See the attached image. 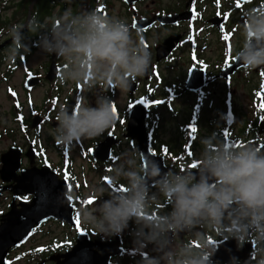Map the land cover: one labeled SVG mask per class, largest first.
<instances>
[{"label": "flooded vegetation", "instance_id": "flooded-vegetation-1", "mask_svg": "<svg viewBox=\"0 0 264 264\" xmlns=\"http://www.w3.org/2000/svg\"><path fill=\"white\" fill-rule=\"evenodd\" d=\"M252 1L219 0L217 3V0H118L121 19L128 24L134 36H139L146 43L152 53L147 77L134 79L138 85L137 96L125 102L122 107L114 98L117 89L100 93V86L89 91L82 83L63 81L60 78L63 61L57 56L54 60L56 68L52 69L50 78L47 73L53 62L51 54L39 70H31L28 59L38 49L40 36L48 33V27L44 26H51L53 15L43 16L41 28L36 32H30L27 28L25 44L30 51L24 56V61L29 70L24 80L34 77L37 82L30 88L22 87L25 94L23 106L12 104L14 125L21 133V143L15 140L13 130L10 133L12 143L8 148L17 146L21 150L16 175L24 170L41 171L44 185L40 193L50 199L51 204L46 208L54 216L36 225L24 243L10 248L5 256V264H140L142 256L134 250V233L138 226L133 220L129 221L128 227L121 234L104 237L82 223L79 209L99 202L91 189L101 182L113 191L126 190L123 183L118 187L109 183V174L125 152L136 149L143 157L139 143L126 135L125 128L129 107L143 101L138 99L140 91L152 80L163 91L168 89L170 92L167 97L159 99L162 103L153 104V109H165V116L161 119L165 120L168 115L176 124L171 132L161 133L158 126L159 112L153 113V116L148 112L147 145L151 153L148 159L157 162L162 171H184L190 168L195 172L199 164L196 156L201 147L199 137L213 132L236 147L251 143L264 150V66L255 69L237 67L221 75L233 63L235 48L242 43L240 29ZM237 2L239 8L236 7ZM175 14H182L183 19L166 24L156 21L141 30L132 27L137 19ZM177 36L179 40L176 42ZM225 36L228 38L225 39ZM167 38H172L174 42L171 53L155 61V47ZM161 66V72L167 75L166 79L158 76L157 70H154ZM190 74L189 83L199 84L196 89H185ZM145 87L148 88L147 85ZM37 91H40L39 100L34 94ZM99 94L109 96L116 108L115 120L110 128L94 139L75 142L70 146L58 142L54 138L58 107L67 105L70 109L78 108L82 96H87L90 105L95 106ZM187 96L193 97V102L186 117L187 112L183 109L186 103L180 110L177 104L183 103ZM21 110H25L24 115ZM192 127L196 128V132H192ZM2 136L0 132V143ZM106 139L110 142L103 144ZM100 146L98 157L96 149ZM193 164L196 166L192 167ZM6 185L9 189L0 195V217L10 210H20L33 199L31 193L19 194L16 191L15 180ZM25 196L27 200L23 199ZM103 198L108 197L105 195ZM89 200L93 202L89 204ZM170 208L171 205L161 197L153 207L152 214L167 212ZM52 226L57 230L53 231ZM196 231L203 232L205 244L216 249L212 256L214 264H229L233 256L238 257L241 264L248 259L251 264H255V240L238 247L237 241L222 236L219 228L198 226ZM35 236L48 238L42 243L39 239L34 240ZM31 239V245L24 248ZM209 239L213 243H209ZM176 241L189 243L193 247H199L201 243L187 232L179 233ZM23 248L24 251H20ZM18 251L16 257L21 261L13 259ZM144 251L148 255H158L151 244Z\"/></svg>", "mask_w": 264, "mask_h": 264}, {"label": "clouds", "instance_id": "clouds-1", "mask_svg": "<svg viewBox=\"0 0 264 264\" xmlns=\"http://www.w3.org/2000/svg\"><path fill=\"white\" fill-rule=\"evenodd\" d=\"M24 27L10 29L13 57L30 51L22 43ZM27 28L36 32L41 26L30 21ZM240 34L243 39L235 48L236 60L246 69L264 66V9L245 12ZM38 44L63 61V81L82 83L89 91L100 86V93L110 89L126 92L152 64L151 51L124 20L94 9L76 13L65 9ZM55 119L54 138L61 144L94 139L113 124V102L99 94L92 106L82 96L78 108L59 106ZM199 144L195 172L190 168L162 172L157 162L141 157L139 150L125 152L109 175L112 185L123 183L126 190L113 191L103 182L95 185L91 192L99 202L79 209L82 223L112 237L133 220L138 226L134 250L142 256L140 264H214L216 249L205 244L203 232L196 231L198 226L219 228L238 247L255 240V264H264V150L251 143L236 147L215 132L200 136ZM161 197L171 205L170 210L152 214ZM181 232L200 240V246L177 242ZM149 244L158 255L145 253ZM229 264L241 262L233 256ZM243 264H251L250 259Z\"/></svg>", "mask_w": 264, "mask_h": 264}, {"label": "water", "instance_id": "water-1", "mask_svg": "<svg viewBox=\"0 0 264 264\" xmlns=\"http://www.w3.org/2000/svg\"><path fill=\"white\" fill-rule=\"evenodd\" d=\"M170 22L177 21L180 16L168 17ZM152 21H148L145 25L150 24ZM9 40L0 44V48L3 47ZM172 44L170 41L166 42L165 49L162 53L164 55L168 53ZM55 54L53 53V56ZM163 55V56H164ZM236 66H240V62L236 60ZM232 68V67H231ZM190 82V81H189ZM193 89L199 84L197 82H191L187 84V87ZM30 85L29 80L26 81V86ZM132 92V86L130 88ZM145 110L141 104L135 105L129 111V118L127 123V134L131 137H136L140 142L142 150L145 152L143 155H148V149L146 147V130L144 126ZM106 143H109L106 142ZM99 150L96 149L98 154ZM99 157V154H98ZM2 167L0 169V178L2 181H9L11 179L16 180V191L18 193H31L33 199L28 205H23L18 211H10L4 215L0 223V264H4V258L8 249L12 246L18 245L26 239L34 225H38L47 217L54 216V213L50 211L48 207L51 204L49 198H45L41 195V187L44 185L41 179V171L30 172L24 171L21 176L16 177L15 170L19 164V150L16 148H10L7 152L1 155ZM8 188V186H4ZM4 187H1L3 189Z\"/></svg>", "mask_w": 264, "mask_h": 264}, {"label": "rangeland", "instance_id": "rangeland-1", "mask_svg": "<svg viewBox=\"0 0 264 264\" xmlns=\"http://www.w3.org/2000/svg\"><path fill=\"white\" fill-rule=\"evenodd\" d=\"M60 1H65V0H60ZM72 1V0H68ZM108 4V14L109 16H114L116 18L121 19V12H120V4L118 3V0H106ZM250 9H255L257 11L264 9V0H253L251 2V7ZM59 7H55L52 10V15H55L58 13ZM106 12V11H105ZM238 42L235 41V45H237ZM227 52V50H225ZM4 53L6 54V60L3 62V64H0V132L3 133L2 140L0 143V153L5 151L8 146L12 143V138L10 137V133L15 130V140H17L18 143H21V133L17 131L16 125H14L15 121L13 119V110H12V104L15 103L19 106H23L25 103V94L24 90L22 89L23 85V79L25 77V74L29 70V67L26 65L25 61H18L15 70L10 73L6 74V66L11 63L12 60V54H11V49L7 48L4 50ZM48 53H45L40 47L36 50L34 55H32L28 59V65L30 66L31 70L36 71L39 70L45 62H47L48 58ZM166 69V65L164 67ZM161 67H156L158 76L164 77V79L167 78V75L165 72H161ZM148 86L149 89H151V92L153 93V98L147 99L145 97V91L146 89L145 86ZM140 97H142L147 104L149 105L150 102L153 99H159V98H165L167 97L170 92L167 89L166 91H163L161 86H159L156 82L153 80L149 82L148 84H145L141 91H140ZM12 93H15L17 97L11 96ZM37 100L40 98V91H37L34 93ZM114 98L118 101V103L121 105H124L125 102H127L130 97L126 92H120L118 89L116 90V94L114 95ZM193 102V97L187 96L185 98V101L183 103H178L177 107H179V110L183 106V104L186 103V106H184V111H186V117L188 116L189 108L190 105ZM153 104L149 105V109L151 113H158L159 112V124L158 126L161 128L159 132H165L169 133L172 131V127L176 126L175 121L171 120V118L167 115L165 120L161 119L165 115L164 113L166 112L165 109H153ZM25 110H21V114L24 115ZM171 115V114H170ZM177 117V116H176ZM166 136L168 134H165ZM51 229L53 231H56L57 228L55 226H52ZM48 236H35L34 240L39 239L42 243H45L47 240ZM32 243V239L28 242V244L24 247L26 248L27 246H30ZM24 248L21 249L20 251H24ZM19 254L18 252H15V255L13 256V259L16 261H21L18 260L16 255Z\"/></svg>", "mask_w": 264, "mask_h": 264}, {"label": "trees", "instance_id": "trees-1", "mask_svg": "<svg viewBox=\"0 0 264 264\" xmlns=\"http://www.w3.org/2000/svg\"><path fill=\"white\" fill-rule=\"evenodd\" d=\"M56 4L62 6L60 12L67 9L66 3L60 2L59 0H0V36L2 37L3 35L9 33L10 29L14 25H25V27L21 29L23 36L22 43L25 44V35L27 32V24L25 23L27 19L29 18L30 21L37 22L40 25L43 20V16L46 14L51 15ZM96 5L97 0H73L70 8L68 9H70L73 13H76L82 10H95ZM27 16L29 17L27 18ZM51 20L55 21L58 20V18H55L53 15ZM49 30L50 27L48 26L47 31L49 32ZM11 47L12 41L10 42L8 48L11 49ZM16 58L23 60L24 57L16 56Z\"/></svg>", "mask_w": 264, "mask_h": 264}, {"label": "snow or ice", "instance_id": "snow-or-ice-1", "mask_svg": "<svg viewBox=\"0 0 264 264\" xmlns=\"http://www.w3.org/2000/svg\"><path fill=\"white\" fill-rule=\"evenodd\" d=\"M217 3H219V0H217ZM236 7L237 8H239L240 7V4H239V2H237V4H236ZM100 10H102V8L100 9ZM228 37L227 36H225V39H227ZM149 91H151V89H149ZM13 95H15V93H13ZM163 101L162 100H152L151 102H150V104L149 105H152V104H160V103H162ZM148 105V106H149ZM19 106V105H18ZM113 112H114V114H115V112H116V108L113 106ZM192 132H196V128L195 127H192ZM90 151V150H89ZM167 151V150H166ZM196 165L195 164H193L192 165V167H195ZM106 180H107V178H105ZM109 183L111 182V181H108ZM23 199L24 200H27L28 199V197L27 196H25V197H23ZM93 201L92 200H89L88 201V203L89 204H91ZM209 243H213V241L211 240V239H209V241H208ZM42 250V249H41Z\"/></svg>", "mask_w": 264, "mask_h": 264}]
</instances>
